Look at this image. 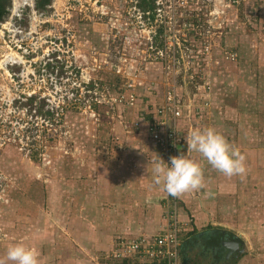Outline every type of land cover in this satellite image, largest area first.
I'll list each match as a JSON object with an SVG mask.
<instances>
[{"label":"crops","instance_id":"obj_1","mask_svg":"<svg viewBox=\"0 0 264 264\" xmlns=\"http://www.w3.org/2000/svg\"><path fill=\"white\" fill-rule=\"evenodd\" d=\"M0 2L8 12L12 0ZM44 2L43 7L37 6ZM49 3L33 0V7L43 10ZM226 15L222 20L227 19ZM235 15L231 22L239 25ZM215 27L219 25L211 28ZM156 28L152 34L155 63L145 64L142 72L134 70L128 78L136 91L135 103L117 105L110 111V130L116 139V144L110 142L114 144L110 147L112 154L79 157L89 171L83 175L85 180L66 188L45 186L44 199L38 196L37 209H25V214L13 217L17 221L12 222L14 237H9L6 245L0 244V260H5V264H9L5 257L7 248L17 242L35 248L40 264H110L116 241L139 236L152 238L167 225L166 208L171 199H175L179 222L187 234L182 241L186 242V257L192 255L205 264H264V36L258 39L250 29H231V34L217 30L221 44L230 47L228 51H234L236 59L224 60L225 50L221 52L217 38L208 63L201 67L202 63H195L190 53L184 52L188 48L179 45L172 53L173 59L162 60L163 52H169L165 51L168 47L162 37L156 38ZM165 28L163 38L167 39L169 25ZM246 35L248 49L242 52L239 41ZM198 66L207 77L206 88L201 82L191 84ZM170 88L182 102L195 105L207 101L203 114L193 121V129L212 127L222 134L244 157L245 172L231 177L222 175L198 153L187 151L185 140L181 152L201 165L203 187L180 195L170 194V200L165 201L167 194L162 184L153 182L152 161L159 159L160 154L149 138L148 124ZM164 118L165 125L186 133L187 120L168 115ZM213 229L230 232L236 238L221 239L220 245L222 241H235L244 248L242 253H236L234 261L226 258L232 250L223 245L221 249L212 246L216 242L209 237ZM192 231L196 233L189 234ZM205 241L208 246L203 244ZM138 257L142 258L138 262H149L143 255Z\"/></svg>","mask_w":264,"mask_h":264},{"label":"rangeland","instance_id":"obj_2","mask_svg":"<svg viewBox=\"0 0 264 264\" xmlns=\"http://www.w3.org/2000/svg\"><path fill=\"white\" fill-rule=\"evenodd\" d=\"M137 1L49 0L43 10H35L33 0H12L0 21L1 245L14 237L13 217L37 209L38 196L43 201L45 186L66 188L85 180L89 171L79 157L112 154L110 142L116 144V139L109 115L124 104L113 99L128 90L136 92L127 87L128 78L155 63V26L169 25L170 35L162 38L169 53L163 52L162 60L172 58L179 45L188 48L184 52L195 63H205L197 46L202 41L213 46L217 38L221 44L217 30L231 34V29H250L258 39L264 36V0H154L151 21L148 12L138 11ZM224 14L227 19L222 20ZM234 14L239 25L231 22ZM239 42L246 51L248 36ZM219 46L221 52L230 48ZM198 67L191 79L195 86L203 83ZM47 108L52 114L37 112ZM167 196L165 201L170 200ZM175 214L181 244L187 234L177 210ZM134 256L110 257V264H157L149 258L148 263L138 262L142 258ZM176 264H184L179 253ZM186 264L205 263L190 255Z\"/></svg>","mask_w":264,"mask_h":264},{"label":"built area","instance_id":"obj_3","mask_svg":"<svg viewBox=\"0 0 264 264\" xmlns=\"http://www.w3.org/2000/svg\"><path fill=\"white\" fill-rule=\"evenodd\" d=\"M211 46L212 45H210L208 41H202L200 45L197 46V48H199L198 52L202 55L205 63H208L209 61ZM222 55L223 58L229 62H233L236 59V54L230 51H224ZM205 63H202V67ZM206 78L207 77L202 74V84L205 88L209 85ZM127 87H133L132 82H128ZM204 92L207 93L205 90ZM136 98V93L128 90L125 93H119L113 100L115 103H124L132 106L135 103ZM206 105L207 101L205 100H201L200 104L197 103L195 105L182 102L178 99L172 88L165 91L164 103L161 106L156 107L152 112V119L148 124L149 138L158 148L160 157H162L165 163L168 162L169 157L171 156L183 155L181 152L182 145L184 144L189 131L194 128L193 121L203 114ZM164 115L176 119L182 118L183 120H187L186 133L184 134L182 130H178L175 126L165 125ZM166 194L170 195L167 192ZM168 208H170L168 210L170 211V215L167 214L168 223L157 235L152 238L139 236L136 238L120 239L116 241L115 247L110 253V257L117 260H123V258L131 255H143L152 260L160 262L164 261L166 264H176L180 248V227L177 215L175 214V199H171Z\"/></svg>","mask_w":264,"mask_h":264},{"label":"clouds","instance_id":"obj_4","mask_svg":"<svg viewBox=\"0 0 264 264\" xmlns=\"http://www.w3.org/2000/svg\"><path fill=\"white\" fill-rule=\"evenodd\" d=\"M187 151L198 153L212 168L226 177L245 172L244 157L212 127L195 128L186 139ZM153 182L171 195L196 191L203 187L201 165L183 155L171 156L167 163L160 157L152 161ZM9 264H40L35 248L22 242L10 245L5 252ZM5 264V260H0Z\"/></svg>","mask_w":264,"mask_h":264},{"label":"trees","instance_id":"obj_5","mask_svg":"<svg viewBox=\"0 0 264 264\" xmlns=\"http://www.w3.org/2000/svg\"><path fill=\"white\" fill-rule=\"evenodd\" d=\"M2 1V0H1ZM46 2L44 3H38L37 6L38 7H43L45 5ZM137 4H135V6L141 11V12H148L149 13V16L148 18L151 20H154V15L156 13V5L154 4V0H139L136 2ZM6 14V10L4 9V5L3 3L0 2V18H2V16ZM195 25V24H194ZM166 31V28H165V25L159 23L157 25V28H156V38H159L160 37H164L163 34L165 33ZM33 99L35 100L36 98L33 97ZM38 113H44L45 115H50L52 114L51 110L49 108H47L46 110L42 111L41 109H38L37 110ZM196 232L195 231H192L190 232L189 234H195ZM202 234H207V232H204ZM203 237H205V235H202ZM210 238H213L216 240V242L214 243H211L212 246L215 248L217 247V249H221V245H220V241L221 239H224V238H227L230 239V240H235V236L233 234H230V232H226V231H223V230H219V229H213V232L211 235H209ZM209 238V239H210ZM209 241V240H207ZM205 241L203 242L204 245L208 246V242ZM202 245V244H201ZM185 247H186V242H182L180 244V250H179V254L180 256L182 257V260L184 262V264H186V260H187V257H186V250H185Z\"/></svg>","mask_w":264,"mask_h":264},{"label":"water","instance_id":"obj_6","mask_svg":"<svg viewBox=\"0 0 264 264\" xmlns=\"http://www.w3.org/2000/svg\"><path fill=\"white\" fill-rule=\"evenodd\" d=\"M221 245H223L225 248H228L230 250H234L236 251L238 254L242 253L244 248L243 247H239L238 242L235 241H222ZM230 254L229 252L227 253V255Z\"/></svg>","mask_w":264,"mask_h":264},{"label":"flooded vegetation","instance_id":"obj_7","mask_svg":"<svg viewBox=\"0 0 264 264\" xmlns=\"http://www.w3.org/2000/svg\"><path fill=\"white\" fill-rule=\"evenodd\" d=\"M4 9L7 10L5 7H4ZM7 13H8V12H6V14H7ZM3 16H5V14H4ZM3 16H2V17H3ZM0 21H1V18H0ZM236 253H237L236 251H235V252L231 251L230 254H228L229 256L226 257V258H228L227 260L234 261V258H235V256H236ZM232 259H233V260H232Z\"/></svg>","mask_w":264,"mask_h":264}]
</instances>
